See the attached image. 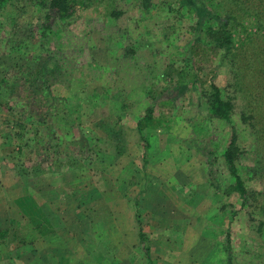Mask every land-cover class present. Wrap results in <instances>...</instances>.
Here are the masks:
<instances>
[{
    "label": "rangeland",
    "instance_id": "rangeland-1",
    "mask_svg": "<svg viewBox=\"0 0 264 264\" xmlns=\"http://www.w3.org/2000/svg\"><path fill=\"white\" fill-rule=\"evenodd\" d=\"M169 1L170 5L161 6L159 0H114L115 10L129 12L116 21L106 18L109 11L100 7L83 11L73 21L55 24L47 34L46 53L37 39L18 43L29 33L20 31L11 37L7 21L0 17V200L3 205V198H8L7 204L15 205L18 196H27L30 216L36 208L60 214L62 220L55 224L62 229L60 241L65 249L67 244L75 245L61 254L70 255L77 264H94L87 261L90 252L103 254L106 264H149L148 260L150 264H264V196H259L264 195V113L256 121H243L237 111L231 117L239 175L245 188L256 193L251 195L253 208H242L235 192H224L233 184L221 157L232 128L222 120L207 119L197 103L202 89L208 90L213 67H217L214 83L227 92L236 87L231 84V68H239L243 75L253 62L262 66L264 9L224 4L223 11L232 12L235 19L232 65L229 61L218 68V55L205 47L197 52L201 79L192 88L189 84L181 89L174 108L156 104L153 120L141 137L136 122L149 104L146 95L166 94L160 72L173 65L177 73L189 55L186 48L215 23L207 10L216 9L217 0H203L201 10L198 0H190L189 6ZM140 4L154 11L137 22L143 16ZM6 47L12 50L2 54ZM22 62L33 69L41 65L40 72L59 66L57 73L65 80L72 73L78 76L79 88L68 89L72 84L68 82L51 87L52 94L64 98L68 106L81 105L75 124L72 117L54 121L48 113L45 124L32 121L23 129L16 125L23 119L25 94L9 95L6 84L22 73L12 71ZM104 93L116 96L108 99ZM122 98L128 103L123 110ZM255 126L263 131L256 133ZM36 139L47 147L39 149L40 157L33 148ZM71 151L76 154L70 156ZM25 218L27 222L29 216ZM23 221L10 223L15 228ZM41 225L54 229L52 222ZM226 232L231 258L224 245ZM7 236L0 244L2 250L17 252L18 240ZM23 237L20 233L25 243ZM0 257V264H26L18 257L10 260L6 251H0ZM48 262L53 264L54 258ZM72 263L70 257L62 261ZM32 264L40 261L35 258Z\"/></svg>",
    "mask_w": 264,
    "mask_h": 264
},
{
    "label": "trees",
    "instance_id": "trees-1",
    "mask_svg": "<svg viewBox=\"0 0 264 264\" xmlns=\"http://www.w3.org/2000/svg\"><path fill=\"white\" fill-rule=\"evenodd\" d=\"M178 1L181 5H190V0ZM198 2L199 9H204V1L198 0ZM170 3L169 0H159L158 2L161 6H167L170 5ZM225 3L233 5H241V3H244L249 10L257 7L264 9V0H217L218 6H214L216 9L207 10L208 19L215 20V23L208 24L202 32V39H194L186 48L189 55L186 59H182L184 66L179 68L175 74L173 73L175 71L172 69L173 65H166L164 70L160 72V76L163 78L162 81L166 82V88L163 90H166V94L161 93L159 96H156V94L152 92L146 95L150 100L149 104L145 108L143 116H138L136 122V130L141 137L144 127L153 120L154 106L156 104H168L170 106L172 105V108H174L175 98L177 95L181 94V89L189 84L190 88H192L194 84L201 79L199 76V70L201 68L196 65L199 62H195V58H198V54H200L199 51L206 48L211 51L212 55H218V68L219 66L228 65L232 56V51H235L236 39L233 36L234 32L231 28V24L235 20L234 15L232 12L223 11ZM99 7L105 12L109 11V14H105L107 16L106 18L114 21L129 13L128 11L115 10L114 0H0V17H3L4 20L7 21L11 29V37L19 36L21 34H19L20 31L29 33L23 34L19 38L20 40L18 43L21 41L24 42L28 38L32 40V42L37 39L39 40L38 44L40 48L46 53L48 51L46 47L47 34L52 32V28L55 24L59 22L68 23L70 20L73 21L79 13ZM138 9L142 12L143 16L139 19L136 18L135 20L137 22L144 20L147 13H153L152 11H154L153 8H149L145 6V4H140ZM257 9L261 11L259 8ZM2 23L3 22L0 21V25ZM14 42L15 41H12V43ZM240 44L242 46L241 42ZM29 46L31 45H27V47ZM8 48L10 51L12 50V47H6L5 52H2V54H7ZM197 52L199 53L197 54ZM26 63L27 62H22L21 64L13 66V74L21 71L22 73L6 84L9 95H14V92L18 91L15 97L19 98V92L25 94L23 99L26 100L24 103L27 109L25 108L21 111L23 119L16 123V125H19V127L23 129L25 123L32 121L45 124L48 122V113H50L49 117L54 121L59 116H63L68 121H70L69 118L72 117L73 121H71V123L75 124V121L79 119V111L82 109L81 105L76 104L68 106L64 98H59L52 94L51 87L56 83L67 84L68 82L69 84L72 83L67 86L68 89L79 88L82 84L76 82L78 76L72 73L69 77L65 76L68 79L65 80L63 76L59 77L57 73V71H59V66L51 67L48 70L45 69L46 72H40L42 71L41 65L39 68L33 69ZM230 63L232 65L231 61ZM261 65V67H256L253 62L248 69H243V75L237 71L239 68H231V84H234L236 87L227 92L221 91L214 83L213 77L216 76L217 67H213L212 72L214 74L212 75L213 77L209 79L210 83L207 86L208 90L203 88L201 94L199 93L197 96V103L199 107H202V113L207 119L222 120L232 128L233 133L231 139L227 148L221 154V157L229 177L233 180V184L226 188L224 192L226 194L235 192L238 195V200L242 208L245 206L253 208V198H251V195L256 193L253 191L250 192L245 188L244 180L239 175L237 156H235L233 150L236 136L234 134L235 130L231 117L234 113L238 112L240 119L243 121L247 119H252L254 121L255 119L257 120L258 115H260V117L263 115L262 113L264 112L261 111V108L264 109V61L261 62ZM245 70H249L247 76ZM231 91L233 92L231 93ZM123 92L124 91H118L116 94H123ZM256 93H259V98L256 97ZM111 96L115 97L116 95L104 93L105 98L112 99ZM41 97L45 99L44 102L40 101ZM119 105V108L123 110L128 106V103L125 98H122ZM120 113L121 110H118V117L121 115ZM257 130H259V132L263 131V129L261 130L255 126L254 131L259 133ZM47 143L48 142H46V145ZM146 147H148V144H146ZM33 148L36 149L35 153H37L39 157L42 153L39 149L47 150V147H44L43 143L37 139L33 144ZM75 154L74 151L69 152L70 156ZM209 154L213 155L212 152ZM44 162L47 163L48 161L44 160ZM213 186L218 187L217 185ZM259 196L263 197L264 195L260 194ZM139 238L140 241H143L144 234L139 232ZM229 240L230 234L226 232L224 245L228 254L227 256H229L231 252ZM145 250L147 251L148 249L145 248ZM229 257L231 258V256Z\"/></svg>",
    "mask_w": 264,
    "mask_h": 264
},
{
    "label": "crops",
    "instance_id": "crops-1",
    "mask_svg": "<svg viewBox=\"0 0 264 264\" xmlns=\"http://www.w3.org/2000/svg\"><path fill=\"white\" fill-rule=\"evenodd\" d=\"M17 198L18 200L17 202H15V205H13V202H10L9 204H7V202L9 201L8 198H3V201L5 202V204L3 205H2V201L0 200V244L3 245L5 242V239L8 238L7 235H10V234H11L12 239L18 240L17 241L18 243L17 252H14V250L8 252L6 249L4 250L6 251V256H8L10 260L12 259L15 260L16 257L21 258L26 264H32L33 259L35 258L40 261V264H42V261H44L45 264H50L48 262V260H50V257L54 258L53 264H62L63 259L65 258L69 259L70 257L72 262L77 264L78 263L77 260L73 259L70 255L64 256L61 254L63 250L65 251L68 249L73 250L74 249L73 247L75 246V245L70 246L67 244L66 245L67 248L65 249V246L60 241V239L62 240V237H61L62 229L60 230L57 229L55 224L58 222V220L59 221L62 220L61 215L58 213L50 215V212L47 213V211L43 210L44 208L43 209L36 208V211L33 212L32 215L30 216V212L28 213L30 208L26 207L27 206L26 204H28L30 201L29 198L27 196H22V197L18 196ZM43 205H46V203H43ZM28 216H29V218L27 219L28 221L25 222L26 221L25 217H28ZM11 217H13L14 219H11ZM36 217L38 220L37 222H34ZM147 219L145 218V220ZM11 220H19V221L24 220V221L20 223L18 227L16 225V227L13 228L12 223H10ZM46 221L54 223V229L46 228V226L41 225L43 222H46ZM146 222H148V220ZM139 232L143 233L141 230H139L138 235H139ZM20 233L25 236V238L23 237V240L26 241L25 243H22V240L19 239ZM71 234L72 233H69L67 240H69V237L70 238L72 237L70 236ZM1 237H4V239ZM11 238L9 241H11ZM32 239H34L35 241L33 242V244L32 242H30V241H33ZM36 241H38L39 252L38 251L37 252L39 254L36 253L37 248L34 246L37 243ZM1 245H0V251L1 253H3L4 251L2 250ZM210 246L212 248V245ZM103 248L104 247H101L98 249H103ZM146 248L149 250V246H147ZM75 250H78L77 243H76ZM51 252H54V253L51 254ZM90 255H91L90 258H88L87 256V261H90L91 263L106 264L107 263L106 261H108L107 258L103 257V254L101 256H99V254L96 256L95 254L90 252ZM148 262L150 264L149 260ZM81 263L82 262L80 261V264Z\"/></svg>",
    "mask_w": 264,
    "mask_h": 264
}]
</instances>
